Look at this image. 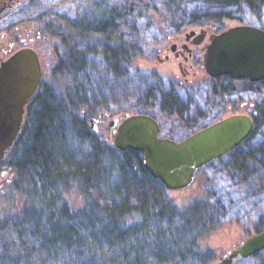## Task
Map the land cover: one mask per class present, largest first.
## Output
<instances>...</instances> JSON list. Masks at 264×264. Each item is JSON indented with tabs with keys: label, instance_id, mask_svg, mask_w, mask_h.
<instances>
[{
	"label": "trees",
	"instance_id": "1",
	"mask_svg": "<svg viewBox=\"0 0 264 264\" xmlns=\"http://www.w3.org/2000/svg\"><path fill=\"white\" fill-rule=\"evenodd\" d=\"M26 11L21 8L1 26L22 21ZM149 12L167 25L128 20L134 15L147 19ZM58 19L43 24L48 39L58 43L56 61L0 162L14 171L10 187L21 201L0 217V264H209L214 251L200 249L199 240L232 218L229 204L214 193L177 209L162 183L144 170L142 154L118 150L89 120L108 111L109 104L124 102L121 95L113 102V92L131 88L134 113L154 117V109L179 110L173 84L137 64L149 43L186 25L224 20L264 29V0H133L110 6L99 18L85 13L68 24ZM223 85L212 82L206 92L223 98ZM228 88L229 98L235 94L246 102L239 98L244 92L255 97L254 127L238 147L205 167L220 164L230 178L254 190L264 175V80L245 84L238 94L231 84ZM71 190L82 196V206L67 204L64 196ZM254 229L264 230V214Z\"/></svg>",
	"mask_w": 264,
	"mask_h": 264
},
{
	"label": "rangeland",
	"instance_id": "2",
	"mask_svg": "<svg viewBox=\"0 0 264 264\" xmlns=\"http://www.w3.org/2000/svg\"><path fill=\"white\" fill-rule=\"evenodd\" d=\"M126 1L133 4V0H7L0 9V19L9 11V5H12L14 10L26 8L28 14H26V17L22 20L26 28H35L36 32H39L40 40L44 39L42 42H38V56L42 63V82L48 79L47 77L53 63L56 61L55 52L59 49L58 43L55 40H49V37L44 33L43 24H45V22L52 24V21H55V17H57L65 24H68L71 19L82 18L85 13H89L94 18H99L102 13L108 11L110 6H120ZM27 4H30L31 7H24ZM151 14H153L152 18ZM136 16L137 15H134L128 20H132V23L138 22V24H145L149 22L148 20H151L150 22L153 26L160 28L167 25L163 17L159 16L158 13L149 12L147 19L143 15L139 17ZM238 24H240V22L236 20H224L222 23H216L215 26L217 30L223 31ZM197 27H199V25H186L181 27L177 33L183 35L189 32V30ZM64 28L67 31L66 26ZM147 38L151 40L152 37ZM165 46L168 47V42L165 38H158L153 41V43L150 42L149 46H147V55L139 59L137 63L140 68L147 70L149 73H154L159 78L168 79L169 82L173 84L174 92L180 99L181 105L179 110L176 109L178 108L176 107L170 108L169 110L165 109L166 111L164 112L158 109H154L150 112L151 115H154L153 118L160 124L163 137L178 141L221 118L237 113L247 114V111L252 110L248 105L244 108L239 107L238 105L241 104L243 99L239 100L235 98V94L231 96V98L237 101L234 105L233 103H229L228 106L227 101H223V98L213 97L214 95L209 96L210 94L206 92L209 82L204 83L197 80L193 85V89H190V85H178L177 82L182 81L179 71L175 68L169 69L167 63H160L156 57V55L159 54V56L163 58L161 51ZM54 47L57 48L55 49ZM175 76H178L177 80ZM203 76L204 74L202 73L200 80H202L201 78H203ZM160 85L163 91L168 89V85L165 81H162ZM187 89L189 91H187ZM133 90L132 88L128 91L120 90L118 94L113 92V102L119 101L120 95L122 99H124V102L109 104L107 108L108 111L104 109V111L95 115V118L102 113H108L110 115L109 118L112 119L121 116L123 113L134 114V110L130 109ZM239 95V98L245 97L247 103H252V101L255 100V97L251 98V95L245 94V92ZM89 124L90 127L98 133L100 138L106 139L113 144L112 130L107 125V121L105 124L98 125L97 130H95L96 127L90 120ZM246 164L251 165L248 161ZM203 167L196 171L194 180L189 186L179 190L166 189V194L179 210L187 208L192 204V201L196 199L214 193L229 204L228 212L232 218L226 221L222 226L206 233L199 240L200 249H210L214 251L215 257L209 264H219L222 258H226L228 254L235 250L246 238L256 233L254 229L256 218L264 214V175L254 182V186H257L253 190L250 183L247 182L248 185H246L244 181L238 177V179L230 178L224 170L226 168H222L220 164L213 163V165L205 168ZM1 170H5V173L2 176L0 175V217L8 211L16 210L21 203L19 196L15 191L13 192L10 187L14 177V171L4 166H1L0 172ZM64 198L70 207L78 208L83 205V198L76 190L69 191ZM256 254L246 258L238 256L229 264H264V254Z\"/></svg>",
	"mask_w": 264,
	"mask_h": 264
},
{
	"label": "water",
	"instance_id": "3",
	"mask_svg": "<svg viewBox=\"0 0 264 264\" xmlns=\"http://www.w3.org/2000/svg\"><path fill=\"white\" fill-rule=\"evenodd\" d=\"M187 36L189 34H186ZM206 74L234 80H264V29L240 23L211 36L203 57ZM42 79L37 52L20 48L0 62V161L21 131L25 108ZM112 141L118 150L142 154L144 170L167 190L186 188L195 173L240 145L251 134V115L221 118L181 140L160 136L158 122L147 114L123 113L111 119ZM264 249V230L246 238L219 264L246 258Z\"/></svg>",
	"mask_w": 264,
	"mask_h": 264
},
{
	"label": "flooded vegetation",
	"instance_id": "4",
	"mask_svg": "<svg viewBox=\"0 0 264 264\" xmlns=\"http://www.w3.org/2000/svg\"><path fill=\"white\" fill-rule=\"evenodd\" d=\"M6 1L7 0H0V9L2 5L6 3ZM8 7L10 9L7 14L0 19V62L6 59L14 51L23 47H31L39 55L38 42H42L44 39L40 40L39 32H36L35 28H26L24 21H21L19 19L13 20L1 26L7 17H9L11 14H16L19 11V8L14 10L12 5H9ZM215 24L216 23L211 22L208 24L199 25V27L191 29L189 30V32H186L183 35L179 33L166 35L165 39L168 42V47L165 46V48H162L161 52L163 54V58H161L159 54H157L156 57L160 63H167L169 69L175 68L179 71L182 81L177 82L178 85H190V89H193V85L197 80L204 83L209 82V84L212 82L222 81V85H226V88H224L225 95L223 97V101H227V106L229 105V103H233L234 105L237 100L234 101V99L229 98L228 95L230 91L228 87L230 86V84L231 87L234 88V90L232 91L238 94L243 92L245 84L248 85V83H250L251 81L234 80L228 76L212 78L206 74L203 67V57L206 46L209 43V38L220 33L221 31L217 30ZM186 34L189 35L187 36ZM202 73L204 74V76L203 78H201L202 80H200ZM175 78L177 80L178 76H175ZM187 91L189 90L187 89ZM246 105L252 108L251 111H247V114L253 117V113L255 112L253 110L252 103L242 101L238 106L244 108ZM109 117L110 115L108 113H102L98 115L97 118L94 117L90 121L95 125V130H97L98 125L105 124L106 121L108 125L109 120L112 119ZM116 118H120V116ZM4 171L5 170H1V176L4 175Z\"/></svg>",
	"mask_w": 264,
	"mask_h": 264
}]
</instances>
